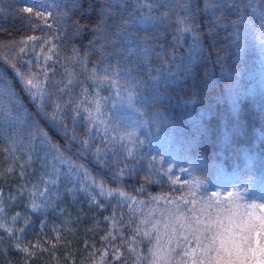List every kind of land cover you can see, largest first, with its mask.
<instances>
[{"label":"trees","instance_id":"16d2710c","mask_svg":"<svg viewBox=\"0 0 264 264\" xmlns=\"http://www.w3.org/2000/svg\"><path fill=\"white\" fill-rule=\"evenodd\" d=\"M262 203L264 0H0V264H176Z\"/></svg>","mask_w":264,"mask_h":264},{"label":"snow or ice","instance_id":"6c2138e0","mask_svg":"<svg viewBox=\"0 0 264 264\" xmlns=\"http://www.w3.org/2000/svg\"><path fill=\"white\" fill-rule=\"evenodd\" d=\"M142 7H147L149 12H151L154 7L153 4L145 3ZM185 11H187L188 5H183ZM28 13H32V8L24 9ZM34 15L43 17L42 13H34ZM168 13L163 14L164 17H167ZM184 19H187L185 17ZM155 18L149 14L143 12L140 13L138 20H133L132 23H153ZM184 20H180L179 23H183ZM127 23V22H126ZM192 31L191 28L178 29V32H188ZM134 35V34H133ZM195 39V38H194ZM131 43V39L129 40ZM141 42V51L148 53L149 49L143 47ZM135 49H130V52H134ZM50 59V57H46ZM13 67H15L13 65ZM157 71H163V69H157ZM21 81L24 83L25 90L29 92L31 97L35 100L39 98L41 104L44 102V97L46 92L42 86L41 82L35 81V77L27 78L23 74H20ZM158 79V77H157ZM71 83V81H69ZM35 89V91H33ZM57 108L59 106L57 105ZM8 117H11V112L6 113ZM55 119V117H53ZM87 144V141L84 142ZM99 152V149L97 150ZM75 166V165H73ZM169 171H171L169 169ZM182 171H186L183 170ZM167 174V173H165ZM120 175H123V169L120 170ZM176 180H173V183H176ZM142 190V189H141ZM109 195L113 194L112 190H107ZM104 189L101 187V194H103ZM120 196H125L126 194L122 191L118 193ZM195 195V193H191ZM215 193H213V196ZM242 198V194L237 190V195L234 198L233 203L234 207H241V205L236 204L235 202ZM218 201H213L211 197L208 198L207 207H211L213 204ZM185 204H188V200H184ZM194 203V201H193ZM35 207V206H34ZM252 208L257 207V205L252 204ZM260 208L264 209V203L259 205ZM179 205L177 206V212H179ZM191 211V209H189ZM201 212L204 215H207V220L202 219L200 216H195L191 223L185 225L181 222L183 213L176 217V222L180 223V227H187L188 231L192 235V239L196 241V248L184 249L179 253V259L176 260V264H264V214L254 215L252 212L244 213L237 212L234 209H228L226 212L223 208H218L215 216L213 217L210 213H204V210L201 209ZM194 215V213H193ZM16 219L15 217L13 218ZM168 225L166 224L165 227ZM0 227H4L0 225ZM9 232V235H12L10 229H5ZM22 232L23 229H20ZM175 224H173V233H175ZM145 235H148L145 233ZM107 239V237H105ZM187 240V237H185ZM19 247V245H17ZM197 249L199 251H197ZM27 251V249H23ZM175 250H169L167 253L157 249L153 252L154 257L153 264H173V255L172 252Z\"/></svg>","mask_w":264,"mask_h":264}]
</instances>
